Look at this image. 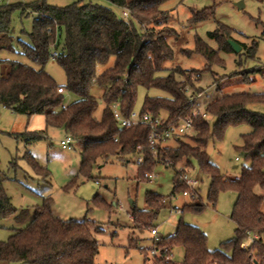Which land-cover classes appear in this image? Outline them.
<instances>
[{"label": "trees", "instance_id": "obj_1", "mask_svg": "<svg viewBox=\"0 0 264 264\" xmlns=\"http://www.w3.org/2000/svg\"><path fill=\"white\" fill-rule=\"evenodd\" d=\"M106 1L110 6L76 2L55 7L45 0L0 6V53L15 52L13 14L20 11L22 17L31 13L37 15L28 42L21 41L22 54L33 65L0 59V105L28 117L43 115L48 126L64 129L76 143L83 145L79 176L91 177L98 160L112 155H141L144 160L138 163L140 181H150L146 174L154 171L159 162L167 164L186 159L189 166L196 159L201 172L211 180L209 201L216 204L223 191L236 193L231 214L236 224L235 236L222 244L221 249L211 251L207 245L208 236L199 227L181 219L175 235L161 236L158 247L163 250L167 246L171 251L182 247L181 264H264V113L250 108L254 104L264 105V94L223 95L208 105L206 117L197 116L196 99L203 91L196 86L200 80L197 70L179 67L171 69L167 75L159 74L174 58L168 38L176 30L169 27L170 12L163 8L169 0ZM258 1L264 3V0ZM116 8L122 11V16ZM125 11L129 12V17L124 16ZM191 12L193 23L214 16L213 11L191 9ZM231 34L230 28L221 26L210 33V37L219 42L220 51L232 52L234 49L228 41ZM186 52L203 55L208 68L214 64L224 65L219 51L200 37L196 40L195 51ZM51 59H55L65 72L67 83L64 86L46 71ZM103 66L105 69L101 71ZM95 85L105 88L101 118L96 116L99 100L91 93ZM60 87L75 99L67 102L65 94L58 91ZM141 87L157 88L169 94L168 97L147 95L140 113L154 120L165 115L167 120L159 131L175 130L185 120H192L190 132L175 134L156 145V156L150 141L151 124L139 122L122 127L114 116L115 106L126 117L135 112ZM189 89L193 90L190 95ZM244 124L249 125L251 131L243 135L238 150L251 163L243 165L236 177H227L211 161L207 147L211 141L222 140L230 128ZM23 136L27 142H36L43 139L44 132L24 133ZM172 140L175 146H165ZM29 161L34 169L41 170L34 156L30 155ZM173 182L172 195L182 191L176 172ZM257 188L263 193H258ZM162 200L163 196L150 192L145 210H137L132 205V218L139 229L155 227V218L165 206ZM53 204V199H45L34 208V217L26 228L16 230L8 241H0V264H96L100 249L96 232L100 228L88 219H61L55 215ZM186 209L200 213L206 205L193 202L182 208L183 213ZM25 211H19L12 204L0 175V220L23 215ZM250 235L255 236L254 241L245 246L244 241ZM131 246L138 247V241L134 240ZM141 251L147 264L149 253L146 249ZM165 254L163 250L162 255ZM163 259L156 264H179L174 259Z\"/></svg>", "mask_w": 264, "mask_h": 264}, {"label": "rangeland", "instance_id": "obj_2", "mask_svg": "<svg viewBox=\"0 0 264 264\" xmlns=\"http://www.w3.org/2000/svg\"><path fill=\"white\" fill-rule=\"evenodd\" d=\"M35 1L37 0H0V6L12 3L31 4ZM45 1L55 7H66L76 2L110 6L106 0ZM238 2H243V9L236 5ZM163 8L170 12L168 25L176 33L168 38L174 50V58L164 65V70L159 74L167 75L171 69L179 67L189 71L197 70L200 80L196 82V86L203 91L196 99L195 112L205 111L209 104L223 95L264 94V3L258 0H169L163 4ZM191 9L197 12L213 11L214 16L207 21L193 23ZM115 10L122 16L119 8ZM36 18L34 13L25 17H22L20 11L13 14L15 52L3 51L0 59L33 65L22 54L21 41L28 42V34L33 31ZM221 26L232 30L231 39L242 46L240 52L220 51L219 42L211 38L210 33ZM137 27L140 28L139 25ZM199 37L219 51L223 66L214 64L208 68L203 55L185 53L195 51ZM253 48L255 49L252 50ZM104 69V66L101 67V71ZM46 71L60 86L67 83L65 72L55 59L49 61ZM192 92L189 89V95ZM91 93L99 100L96 116L101 118L105 108V88L95 85ZM147 95L169 96L161 89L141 87L135 105L136 114L142 112ZM65 96L67 102L75 99L68 92ZM250 108L264 113V105L254 104ZM163 117L166 118L165 115ZM250 131L247 124L232 127L222 140L208 144L207 152L211 161L227 177L237 176L243 165H250L251 160L238 150L243 143V135ZM40 132H44V137L36 142H27L23 136L24 133ZM66 135L64 129L48 126L43 115L28 117L0 105V175L4 179V187L12 204L19 211L27 210L23 215L0 220V241H8L16 230L26 228L34 217V208L43 204L45 199L51 198L56 216L64 220L88 219L100 228L96 232L100 245L96 264H146L141 250L151 248L153 239L150 228L139 229L134 223L131 201L137 210L143 211L147 208V195L150 192L163 196L162 202L165 204L154 221L160 236L175 235L179 221L183 219L185 223L199 227L208 236L207 245L211 251L221 249L222 244L234 238L236 224L231 219V214L236 193L223 191L216 204L209 201L211 180L201 172L196 159L189 166L186 159L167 164L159 162L158 167L151 172L155 174L154 179L140 181L138 160L141 155H112L98 160L91 171V177H83L79 176V171L84 146L75 142L73 149H64L61 140ZM184 139L191 143L189 139ZM175 145L173 140L165 144ZM30 155L35 157L40 171L34 169L30 163ZM237 158L240 160H236ZM175 172L178 173L182 191L172 195ZM186 174L199 181L193 193L182 180ZM187 190L193 197L183 195V191ZM257 192L263 193L261 188H257ZM193 202H203L206 209L200 213L190 209H186L183 214L177 213L178 209L192 205ZM262 210L264 212V203ZM134 240L138 241V247L131 246ZM252 242V236L244 241L245 246H250ZM173 259L179 264L183 262L182 247L174 248Z\"/></svg>", "mask_w": 264, "mask_h": 264}, {"label": "built area", "instance_id": "obj_3", "mask_svg": "<svg viewBox=\"0 0 264 264\" xmlns=\"http://www.w3.org/2000/svg\"><path fill=\"white\" fill-rule=\"evenodd\" d=\"M129 15H130L129 12H127V11L124 12V16L129 17ZM125 82H127V79L125 80ZM58 91L60 94H65L67 92L66 89L63 87H60L58 89ZM196 115L197 116L202 115L203 117H206L207 112L206 111H203V112L198 111V112H196ZM114 116H115L116 120L121 124L122 127L131 126V125L139 123V122H146V123L151 124L152 132L150 135V141H151V145L153 146V149H154V151H153L154 156H156L157 152H158L156 145H158L160 142L170 140L171 138L174 137L175 134L184 135V134L190 132L192 130V126H193L192 120L187 119L183 122V124L179 128H176L175 130L172 128H165V129L159 131L161 129V127L164 125V123L166 122V120H167L166 118L163 117V118L154 120L148 114L140 115V114H136L135 112L132 113L130 116L126 117V116H123V114L119 110L118 106L114 107ZM74 143H75V140L70 135H66V137L63 140H61L62 147L64 149H68V150L73 149ZM143 160H144L143 157H141L138 160V163H142ZM236 160H239V158H237ZM146 177L150 181H152L155 177V174L147 173ZM182 180L191 189L192 193H193V191H195V187H197L198 183H199L198 180L191 179L189 177V175H187V174L182 177ZM192 193H190V191L187 190V191L183 192V195L193 197ZM177 213L182 214L183 210L178 209ZM150 235L152 236V239H153V246L151 248L146 249L149 253V257H148L149 262H151V264H156V261L161 260L162 258H164L163 260H165V261L173 260V251L174 250L171 251L169 249V247L165 246L163 248V250H165L167 254L162 255L163 250H162V248L158 247V244L161 241V236H160L158 227L152 228L150 230ZM250 236H252L253 241H254L255 236L254 235H250Z\"/></svg>", "mask_w": 264, "mask_h": 264}, {"label": "water", "instance_id": "obj_4", "mask_svg": "<svg viewBox=\"0 0 264 264\" xmlns=\"http://www.w3.org/2000/svg\"><path fill=\"white\" fill-rule=\"evenodd\" d=\"M236 5L240 8V9H243L244 8V4H243V2H238V3H236ZM229 41V44L232 46V48L234 49V51H236V52H240L241 50H242V46L238 43V42H236V41H234V40H232V39H229L228 40ZM131 204L133 205V201H131Z\"/></svg>", "mask_w": 264, "mask_h": 264}, {"label": "crops", "instance_id": "obj_5", "mask_svg": "<svg viewBox=\"0 0 264 264\" xmlns=\"http://www.w3.org/2000/svg\"><path fill=\"white\" fill-rule=\"evenodd\" d=\"M230 177L234 178V177H236V176H230ZM133 204H134V203H133Z\"/></svg>", "mask_w": 264, "mask_h": 264}]
</instances>
